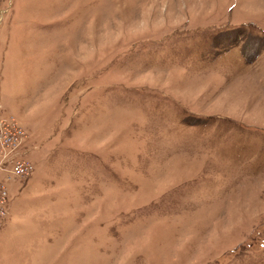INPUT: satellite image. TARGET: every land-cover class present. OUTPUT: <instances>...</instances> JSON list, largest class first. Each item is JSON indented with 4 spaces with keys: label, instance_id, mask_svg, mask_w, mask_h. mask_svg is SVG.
Masks as SVG:
<instances>
[{
    "label": "rangeland",
    "instance_id": "obj_1",
    "mask_svg": "<svg viewBox=\"0 0 264 264\" xmlns=\"http://www.w3.org/2000/svg\"><path fill=\"white\" fill-rule=\"evenodd\" d=\"M3 119L0 264H264V0H0Z\"/></svg>",
    "mask_w": 264,
    "mask_h": 264
},
{
    "label": "built area",
    "instance_id": "obj_2",
    "mask_svg": "<svg viewBox=\"0 0 264 264\" xmlns=\"http://www.w3.org/2000/svg\"><path fill=\"white\" fill-rule=\"evenodd\" d=\"M24 129L13 120L3 119L0 121V167L6 168V164L16 154V149L21 145L25 137ZM33 165L24 158H15L12 165V173L16 176L28 174ZM9 191L7 183L0 181V224L7 218L9 213Z\"/></svg>",
    "mask_w": 264,
    "mask_h": 264
}]
</instances>
